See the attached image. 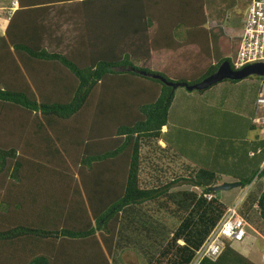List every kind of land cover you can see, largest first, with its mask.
Returning <instances> with one entry per match:
<instances>
[{"label": "trees", "instance_id": "obj_1", "mask_svg": "<svg viewBox=\"0 0 264 264\" xmlns=\"http://www.w3.org/2000/svg\"><path fill=\"white\" fill-rule=\"evenodd\" d=\"M62 1L79 4L85 17L75 41L76 53L49 50L45 38L36 33L37 27L45 28L36 22L37 16L41 18ZM18 2L19 8L0 37V133L3 128L6 136L11 130L3 123L14 122L4 120L2 110H22L17 114L19 126L40 127L34 131L40 142L30 147L43 158L49 157L50 164L61 163L63 170L50 168L52 177L42 179L40 174L48 172L46 161L26 159L24 150L20 153L18 147L1 143L0 135V180H10L5 190L0 188V194L4 191L0 196V264H112L127 229L137 227L140 209L136 207L156 200L165 206L174 201L182 218L160 256L150 264H161L169 254L167 264H191L227 208L210 191L218 178L202 166L194 169V176L143 186L142 147L163 140L162 129L168 125L176 91L167 82L194 84L223 61H231L239 42L226 32L224 20L238 0ZM21 10L31 15L23 22ZM189 46L196 51L186 53ZM183 48L177 66L185 68L181 62L195 59L194 82L187 81L190 72L186 69L168 74L146 64L154 53L172 55ZM23 54L34 62L60 66L55 94L49 96L48 86L36 83ZM29 116L35 120L31 124ZM256 128L250 120V129ZM12 132L18 134L19 128ZM260 142L247 150L252 171L236 177L238 186L251 184L256 176L264 178V168L260 169L264 141ZM71 154L81 155L73 171ZM180 179L192 182L200 193L171 194ZM207 193L213 197L206 198ZM257 194L251 191L242 209L250 211L256 202L264 217V189ZM198 264L258 263L225 240L216 257L204 256Z\"/></svg>", "mask_w": 264, "mask_h": 264}, {"label": "rangeland", "instance_id": "obj_2", "mask_svg": "<svg viewBox=\"0 0 264 264\" xmlns=\"http://www.w3.org/2000/svg\"><path fill=\"white\" fill-rule=\"evenodd\" d=\"M10 1L3 0V3L10 5ZM247 1L244 0L241 3L240 7L236 9V13H230L231 17L228 19L230 23H224L226 32L231 36L233 34L240 35L241 9L246 6ZM75 38L71 39L75 40ZM184 48L172 53V55L169 53H154L153 58L146 64L168 74L183 72L186 69L190 72L189 77L186 78L187 81L194 82L196 79L191 78V71L194 69L192 67L196 65L195 59L190 60V62L186 61L185 64L181 62L182 67L185 68L177 66V61L182 60ZM185 51L191 53L196 49L189 46ZM188 57L190 58L191 55ZM258 80L257 76H249L243 79V82L234 89L227 88L235 83L233 81L218 83L203 92L188 91L183 86L176 88L174 102L169 112L168 129L170 131L165 135L170 147L163 148L165 145H162L161 140L146 142L142 147L141 180L143 186H158L167 184L173 179L188 178L191 173H197L195 170L202 166L214 171L215 176L218 178L217 184L234 183L236 177L248 176L252 171L247 169L248 163L244 165L239 162H251L246 155L247 150L255 142L264 141L260 129H250L248 120L250 113V120L252 118L254 105L252 109L249 107H251L258 92ZM245 90L249 91L250 94L246 98L244 107L242 105L240 107L239 100L241 98L238 94ZM244 108L247 110L242 114ZM5 111H2V113ZM11 111L14 114L22 112V110L10 108L8 109V115ZM9 118L14 121L12 125L19 126L21 124L17 119H13L11 116ZM29 119H31V116H29ZM218 143L224 145V147L219 146V151L216 152ZM80 157L81 155L71 154V171L76 168V163L79 162ZM45 165L48 172L40 174L42 179L52 177L49 172L50 168L53 169V172L63 170L61 163H45ZM263 168L264 162L261 164L260 169ZM61 181L58 180L59 184H62ZM9 182L8 178L4 183L0 180V186L1 184L3 186L0 188L5 190ZM258 186L259 188L261 186L260 190L256 189ZM23 189L26 192V188L23 187ZM263 189L264 178H257L256 176L254 181L245 187L238 186L229 190L216 191L215 193L224 207L240 200L241 213L249 219L246 218L249 223L247 227L248 236L242 243L243 245L230 243L232 247L234 245V248L241 252H245L248 247V257L258 264H264V217L259 213L256 202L250 211H245L242 208L245 207V201L251 191L258 192V197ZM3 190H1L0 196L4 192ZM191 190L200 193V188L195 187L192 182L180 179L169 192L178 194L182 191ZM178 196L175 195V197ZM171 202L173 203L172 206H165L160 204L159 200H156L136 207L137 210L140 209L137 215V227L132 226V228L127 229V237L121 239L122 245L117 248L112 264H150L157 260L163 250L162 248H164L163 244L171 238L173 231L180 224L182 218V215L175 210L176 204H174V201ZM0 211H2L1 207ZM178 243L184 244V241L179 239ZM244 245L245 248L242 247ZM170 255L172 254H169L161 264H167Z\"/></svg>", "mask_w": 264, "mask_h": 264}, {"label": "crops", "instance_id": "obj_3", "mask_svg": "<svg viewBox=\"0 0 264 264\" xmlns=\"http://www.w3.org/2000/svg\"><path fill=\"white\" fill-rule=\"evenodd\" d=\"M244 0H238L237 5L229 10L227 12V16L225 18L224 23L226 24L228 22V19L230 16V13H236L235 11H237L236 9H238L241 5V3ZM8 2V1H5ZM248 3V1H247ZM11 6V1H10V5H6V3H3V0H0V37L3 36L5 34L7 25L9 24L10 18L13 16L8 14V8ZM247 6V4H246ZM246 6H243L244 8H240L242 15L240 16L241 22L244 16V12L246 9ZM39 7H37L38 9ZM81 8L79 7V4H73L70 3V1H62L60 3H57L55 6L51 7L48 11H46V13H44L41 18L39 16H37V21L39 24H42L43 26H45V28H36V33L37 35H42L45 38V44L44 46L47 47L49 50H61L64 52H68V53H76L77 51V45H75V41L77 40V38L81 35V24L83 19L85 18L83 13L80 10ZM20 21H25L27 18H29L31 15L26 14L25 12H20ZM7 14V15H6ZM230 23V22H228ZM225 26V25H224ZM226 27V26H225ZM234 36V35H232ZM76 37L75 40H72L71 38ZM26 38H28V34H26ZM80 49V48H79ZM86 50V49H85ZM85 52V51H84ZM22 59L24 60V62L26 63V65L28 66V69L30 70V74L32 76V78L35 79L36 83H41L44 84L45 86H48L46 89V93L50 96L52 94H55V90L57 88V84L59 83V79H60V66H58L57 63L54 62H34L32 58H30L27 54H23L22 55ZM69 75L67 80L69 79ZM38 79V80H37ZM68 83L69 80L67 81ZM243 81L240 80L238 82H235L234 84L228 86L227 88H231L234 89L236 87H238L240 85V83H242ZM224 83V82H223ZM259 87V84H258ZM43 91V90H42ZM258 91V90H257ZM250 92L248 91H243V92H239L238 95H240L241 100H239V106L241 107V105L244 107L245 102H246V98L249 96ZM257 95V94H256ZM175 98V97H174ZM256 98V97H255ZM174 102V100H173ZM255 99L253 101V103L251 104V107H249L250 109H252V106L254 105ZM173 104V103H172ZM246 108H244L242 110V114H244L246 112ZM5 111V110H2ZM19 112H17L16 114L13 113V111H11L10 115H8V110H6L4 112V114H2V116L4 117V120L9 119V116H11L13 119H17L18 120V114ZM251 114V113H250ZM250 114L248 117L249 120V127H250ZM235 115V114H233ZM27 119V118H26ZM30 121L29 124H31L33 121L31 119H27ZM1 124V122H0ZM10 123H8L7 121L5 123H3V125L6 126V128H10L9 130L11 131H7V137L5 136V132L4 129L2 128V132L0 133V135H2V142L6 144L7 146H16L19 148V152L22 153L21 151H25L26 154L24 155V157L28 160H35L36 162L38 161H46V164H50V162H52L49 157L43 158V155H40V153H38L36 150L33 151V148L30 147L31 144H37V141L40 142V140L37 137H40L36 132L37 129H39L40 127L34 126V127H29L30 125H24V126H14L12 124L8 125ZM37 125V124H36ZM19 128V133L16 134L15 132L13 133L12 131L16 130ZM36 128V129H35ZM163 140H161L162 145H165L163 148H168L169 143L166 141L165 135L170 131L168 129V125L163 127ZM4 133V134H3ZM253 141V140H252ZM13 144V145H12ZM220 146V144L218 143V147ZM162 148V149H163ZM41 159V160H40ZM219 159V158H217ZM250 160V159H249ZM240 164H247V169L250 170V161L246 162V161H241L239 162ZM238 245H243V244H238ZM243 248H245L246 246H242ZM239 251V250H238ZM248 247L247 250L245 252H242L243 254H245L246 256H248ZM241 252V251H240Z\"/></svg>", "mask_w": 264, "mask_h": 264}, {"label": "built area", "instance_id": "obj_4", "mask_svg": "<svg viewBox=\"0 0 264 264\" xmlns=\"http://www.w3.org/2000/svg\"><path fill=\"white\" fill-rule=\"evenodd\" d=\"M18 6V1L12 0L8 13L12 14ZM238 42L236 52L231 55L233 69L238 70L249 64L264 62V0H249ZM251 122L260 129L264 139V76L259 78ZM205 197L211 199L213 195L205 194ZM248 226L247 219L240 211V200L228 205L216 226L197 250L191 264H198L204 256L216 257L223 249L225 240L232 244L244 242L248 235Z\"/></svg>", "mask_w": 264, "mask_h": 264}, {"label": "water", "instance_id": "obj_5", "mask_svg": "<svg viewBox=\"0 0 264 264\" xmlns=\"http://www.w3.org/2000/svg\"><path fill=\"white\" fill-rule=\"evenodd\" d=\"M264 76V62H256L253 64H249L241 69L235 70L232 68L230 61L225 60L218 68L208 75L206 78L201 80L200 82L194 84H188L187 82H167L168 85L172 86L173 89L178 88L179 86L185 87L188 91H200L207 89L208 87L222 82L224 80L229 81H240L249 76ZM158 79L166 82L165 78L157 75ZM238 187V183H222L215 186L210 187V191H220V190H229L231 188Z\"/></svg>", "mask_w": 264, "mask_h": 264}, {"label": "clouds", "instance_id": "obj_6", "mask_svg": "<svg viewBox=\"0 0 264 264\" xmlns=\"http://www.w3.org/2000/svg\"><path fill=\"white\" fill-rule=\"evenodd\" d=\"M18 1V0H17ZM12 2V1H11ZM248 2H249V0H248ZM18 4H19V2H18ZM248 4V3H247ZM19 8V6L15 9V10H17ZM9 9V8H8ZM14 10V11H15ZM14 11H12V13H14ZM9 14V13H8ZM10 15H12V14H10ZM225 27V26H224ZM241 30H242V22H241ZM241 30H240V32H241ZM234 35V34H233ZM231 36V35H230ZM232 38H238V36H236V35H234V36H231ZM234 54V53H233ZM230 64H231V61H230ZM233 68V67H232ZM236 70V69H235ZM260 77H258V79H259ZM259 81V80H258ZM235 82V81H234ZM238 82V81H237ZM256 99V98H255ZM257 129V128H256ZM263 139V138H262ZM261 148V147H260ZM218 185V184H217ZM207 194H211V193H207ZM213 195V194H212ZM248 236V235H247ZM243 242H241V243H236V244H242ZM235 245V244H234ZM234 245H233V247H234ZM263 259V258H262Z\"/></svg>", "mask_w": 264, "mask_h": 264}]
</instances>
